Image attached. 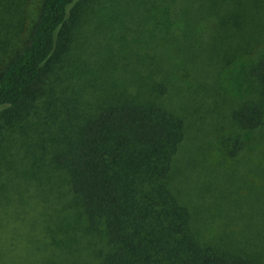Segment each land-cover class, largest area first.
Listing matches in <instances>:
<instances>
[{
    "label": "trees",
    "instance_id": "1",
    "mask_svg": "<svg viewBox=\"0 0 264 264\" xmlns=\"http://www.w3.org/2000/svg\"><path fill=\"white\" fill-rule=\"evenodd\" d=\"M184 75L214 118L233 83L225 154L262 150L264 0H0V264H262L245 234L202 239L172 185L205 115Z\"/></svg>",
    "mask_w": 264,
    "mask_h": 264
},
{
    "label": "rangeland",
    "instance_id": "2",
    "mask_svg": "<svg viewBox=\"0 0 264 264\" xmlns=\"http://www.w3.org/2000/svg\"><path fill=\"white\" fill-rule=\"evenodd\" d=\"M36 4L35 1L33 5ZM75 19L73 16V21H70L62 34L61 47L64 52L67 43L69 44L75 35L79 36L75 28L77 24ZM191 60L190 56L185 60L187 64L181 61L180 66L186 69L188 65H192ZM198 71L199 82L202 80L200 85L211 89L213 84L209 75L205 71ZM179 77L177 79L179 82H175L179 87L176 97L186 104L184 110L189 114L192 102L197 99L195 107L204 109L205 115L199 111L196 115L192 114V120L198 123V126L192 125L187 129L175 162L172 185L180 198L192 208L196 222L194 226H198L202 239L217 242L224 237L221 242L223 245L227 242L225 245L240 248L238 239L245 234L243 242L246 241L248 244L244 245L241 251L254 256L257 261L261 260L264 264V143L262 150L257 149V152L244 150L230 158L220 149L219 138L230 129L229 123L223 121L225 111H230L229 102L233 100L235 93L233 83L220 77L226 102L222 104L223 106L219 104L221 111L215 110L219 115L218 118H214L213 110L205 109L203 105L198 104V100L204 98L203 94L191 89L187 82L190 80L195 84L196 80L184 75V81H181ZM10 149L12 154H19L16 147ZM255 152L256 157L253 158ZM249 244L251 247H248ZM31 264L39 263L31 260Z\"/></svg>",
    "mask_w": 264,
    "mask_h": 264
}]
</instances>
